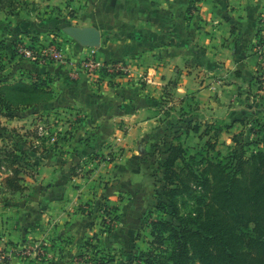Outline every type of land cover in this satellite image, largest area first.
<instances>
[{"label":"crops","instance_id":"1","mask_svg":"<svg viewBox=\"0 0 264 264\" xmlns=\"http://www.w3.org/2000/svg\"><path fill=\"white\" fill-rule=\"evenodd\" d=\"M178 1L73 0L78 17L70 25L97 27L101 45L70 38L62 44L65 62L26 64L52 78L53 95L44 103L79 119L70 142L38 155L39 173L26 177L30 196L18 206L0 202V236L43 251L13 255L9 264H78L91 240L101 249L121 245L131 217L154 201L151 167L159 166L172 141L158 145L168 131L163 120L191 110L232 122L258 111L254 103L264 95L254 45L264 0H199L188 17L177 13ZM87 56L125 72L90 76L73 64ZM182 119L170 121L173 137H184ZM105 205L123 214L108 244L99 216Z\"/></svg>","mask_w":264,"mask_h":264},{"label":"rangeland","instance_id":"2","mask_svg":"<svg viewBox=\"0 0 264 264\" xmlns=\"http://www.w3.org/2000/svg\"><path fill=\"white\" fill-rule=\"evenodd\" d=\"M72 1L63 0L62 3L54 4L51 3V0H16L17 4L14 11H10L11 7L9 5L11 4L9 2H6V7L3 9L0 8V85L19 80L33 82L36 76H38V73L26 67V64L32 61L20 56V45L30 44L32 38H39L38 35H43L45 43L57 41L60 45L65 44V42H68L67 40L72 38L63 30L65 26L70 25L72 18L78 17V9L72 7ZM196 1L199 0H179L177 2V13L188 17L189 14H192L198 9L197 5H195ZM263 16L260 17V21ZM120 72L124 73L125 70H121ZM50 79L52 80L51 76ZM51 80L50 82H52ZM36 85L33 92L26 94L30 98L26 102L27 104L18 102L15 99V94L11 90L6 91L5 98L9 102L10 108L5 110L0 107V113L11 115V117L1 116V120L8 127V131H5V134L15 140V142L12 140L10 142H0V158L2 159H4L3 156L8 152L13 151L18 156H21L22 161H25L33 144L36 146L35 149L41 153H44V148L53 150L55 147H58V142H70L73 132L77 128L79 116L76 113H72L69 110L66 111L65 109L61 110L60 107L52 106L51 104L49 106L46 103L37 102L43 98V90L45 91L49 85L46 84L45 89H42L39 84ZM48 90L52 91L51 87ZM2 100L0 106L3 103ZM254 105L258 109L255 114L240 116L239 119H235L232 122H226L225 119L219 118L206 120L205 117L198 113L193 114L191 110L189 112L186 111L184 114L174 115L173 118L169 117L170 114L165 112L164 118L169 117V119L163 120L165 122H163L162 126L163 130L168 131L164 136L160 137L158 145L163 144L164 146L167 142L173 141L174 137L172 134L174 131L172 127L174 125L170 127V121L172 119L177 121L182 117L183 119L181 121L185 123L181 125V128L184 130L182 133L184 137L182 138V135H180V138L182 143L188 146L187 148L188 150L190 149V153H196L203 149L207 137H201L194 131L188 132L187 129L200 125V129L204 130L208 123L215 127L230 125L229 129L221 133L216 143L217 151L219 150L224 157L229 156L231 152V157L237 156L236 152L238 153L241 150L246 155H249L253 150H264V100L257 101ZM165 106L167 105L165 104ZM211 134H214V131ZM15 144H18V148H15ZM152 146L154 147L155 145ZM60 148H63V146ZM21 149L25 150L26 157L25 154L21 153ZM211 154H216V152ZM38 155H35L33 159H38ZM151 169L155 173V175L153 173L155 187L151 195L154 201L146 210L139 211L137 218L136 216L131 217L132 222L129 223L128 227L122 233L125 242L116 247L107 248L104 246L101 249L95 240H91L86 243L85 251L82 253L84 255H81L82 258L78 264L136 263L137 258H142L143 253L147 252L150 248V242L153 240V222L166 220L173 222L175 225L179 224V220L173 217V208L169 200L164 194L162 195V170L159 166L151 167ZM25 170L31 172L33 177H35L39 173V164L37 168H27L25 166L22 172H27ZM9 174H11L10 163L2 162L0 167V183L2 181L4 182V178ZM22 184L25 186V189L20 191L6 190L4 188L5 185L2 184L3 187L2 185L0 187V202H10L9 204L14 206L23 203V200L30 196L29 191L31 187L27 184V178H25V182H22ZM198 195L199 192L197 189L191 192L186 191L173 197V200L178 206L180 216L189 218L196 215L195 212H198L200 206L197 201ZM160 202L165 204V209L157 208V204ZM101 209L102 211L99 216L103 219L102 223L105 226L103 231L106 232L104 243L108 244L110 243V237H116L115 225L119 223L123 214L116 207L111 208L105 205ZM127 212L136 214L131 209L127 210ZM98 213L100 212L98 211ZM164 236H168V232L164 233ZM96 238L94 237V239ZM166 244H169V242L166 241ZM91 246L98 251H95Z\"/></svg>","mask_w":264,"mask_h":264},{"label":"trees","instance_id":"3","mask_svg":"<svg viewBox=\"0 0 264 264\" xmlns=\"http://www.w3.org/2000/svg\"><path fill=\"white\" fill-rule=\"evenodd\" d=\"M6 2L11 4L10 11H14L16 0H0L1 9L6 7ZM37 40L32 38L30 42L36 44ZM102 75H106V68L102 70ZM50 80V75L44 73L38 74L33 82L19 80L1 84L0 102L3 99V103L0 107L5 110L10 108L5 98L7 90L15 94L18 102L27 104L30 98L26 94L33 92L36 84L42 89L49 85L43 90V98L37 101L47 102L53 93V90H48ZM1 116L10 118L11 115L0 113V142H15L5 134L8 127ZM229 128L230 125L215 127L210 123L204 130L200 129V125L189 128L188 132L193 130L201 137H207L205 147L196 153L189 152L180 135L169 143L167 155L159 163L162 195L169 200L173 217L179 220V224L166 220L153 222V240L149 250L131 264H264V150H253L249 155L241 150L236 152L237 156L231 157V152L224 157L217 151L216 143L221 133ZM212 131L214 134H211ZM33 146L28 156L24 149L20 150L27 156L25 161L13 151L3 156L4 159L0 158V167L2 162L11 166V174L4 178L0 187L3 184L9 191L25 189L22 182L28 175H33L22 170L25 166L37 168L39 164L33 157L41 152ZM214 152L216 154H211ZM197 189L198 212L189 218L180 216L173 197ZM157 208L165 209V204L160 202ZM166 232L168 236L165 237ZM166 241L169 244L165 245Z\"/></svg>","mask_w":264,"mask_h":264},{"label":"built area","instance_id":"4","mask_svg":"<svg viewBox=\"0 0 264 264\" xmlns=\"http://www.w3.org/2000/svg\"><path fill=\"white\" fill-rule=\"evenodd\" d=\"M254 50L259 56V66L256 73L257 85L259 92L264 95V16L261 18L260 27L257 32V37L254 45ZM20 56L38 64H48L51 62H65L62 45L59 42L53 41L49 43L38 42L36 44H24L19 46ZM73 64L84 71L85 73L98 78L102 75V70L106 68L105 76L118 75L121 70H124L123 66L117 64L106 63L104 60L95 57L87 56L78 58ZM117 73V74H115ZM39 245L33 248H20L15 242L11 241L6 236H0V264H9V261L13 255L22 258H30L32 254L40 256L42 250L39 249Z\"/></svg>","mask_w":264,"mask_h":264},{"label":"water","instance_id":"5","mask_svg":"<svg viewBox=\"0 0 264 264\" xmlns=\"http://www.w3.org/2000/svg\"><path fill=\"white\" fill-rule=\"evenodd\" d=\"M63 30L82 46L95 48L102 43V33L95 26L68 25Z\"/></svg>","mask_w":264,"mask_h":264}]
</instances>
